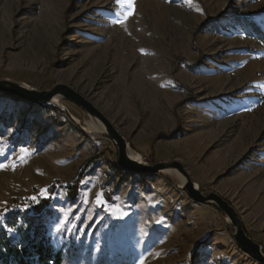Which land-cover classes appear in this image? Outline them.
Masks as SVG:
<instances>
[{
    "label": "rangeland",
    "instance_id": "374dc122",
    "mask_svg": "<svg viewBox=\"0 0 264 264\" xmlns=\"http://www.w3.org/2000/svg\"><path fill=\"white\" fill-rule=\"evenodd\" d=\"M263 31L264 0H0V79L80 92L143 162L178 161L228 200L264 252ZM60 98L0 92V226L52 189L64 264H264L179 170L123 168L87 130L101 122Z\"/></svg>",
    "mask_w": 264,
    "mask_h": 264
},
{
    "label": "water",
    "instance_id": "95a60500",
    "mask_svg": "<svg viewBox=\"0 0 264 264\" xmlns=\"http://www.w3.org/2000/svg\"><path fill=\"white\" fill-rule=\"evenodd\" d=\"M0 92L8 93L19 98H26L34 102L47 103L56 95L77 104L93 118L99 120L103 125L104 132L112 139L118 147V163L123 168L131 171L147 173H159L167 169H177L185 176L183 188L188 195L199 202H209L215 204L229 218L234 227V239L237 244L250 255L264 262L263 246L256 242L245 230L241 218L236 209L228 200L215 192L203 193L185 167L178 161L157 162L147 164L143 161L134 159L129 154L130 147L125 137L115 128V126L99 111L85 96L66 84H57L49 91H38L35 88L26 86L22 83L10 79H0Z\"/></svg>",
    "mask_w": 264,
    "mask_h": 264
},
{
    "label": "trees",
    "instance_id": "16d2710c",
    "mask_svg": "<svg viewBox=\"0 0 264 264\" xmlns=\"http://www.w3.org/2000/svg\"><path fill=\"white\" fill-rule=\"evenodd\" d=\"M248 24L254 34L261 36L258 23L251 20ZM82 177L80 175L70 187L71 194L76 192L74 189ZM52 192L50 189L49 196L21 201L7 216L0 226V264H64L66 255L53 244L49 232Z\"/></svg>",
    "mask_w": 264,
    "mask_h": 264
},
{
    "label": "bare ground",
    "instance_id": "6f19581e",
    "mask_svg": "<svg viewBox=\"0 0 264 264\" xmlns=\"http://www.w3.org/2000/svg\"><path fill=\"white\" fill-rule=\"evenodd\" d=\"M61 96H59V95H56L53 99H52V102L53 103H59L60 101H61V98H60ZM87 127V126H86ZM87 130H88V132H104V128H103V125L101 124V123H99V122H91V123H89V125H88V128H87ZM129 154L131 155V157L132 158H134V159H137V160H139V161H143V159L141 158V156H140V154L139 153H137L136 151H134V150H132V149H130V151H129ZM173 170L172 169H167V170H164L163 172L164 173H170V172H172ZM174 173V172H173ZM182 183V182H181ZM197 185V187H198V184H196Z\"/></svg>",
    "mask_w": 264,
    "mask_h": 264
},
{
    "label": "snow or ice",
    "instance_id": "6c2138e0",
    "mask_svg": "<svg viewBox=\"0 0 264 264\" xmlns=\"http://www.w3.org/2000/svg\"><path fill=\"white\" fill-rule=\"evenodd\" d=\"M2 167H4V165H0V168H2ZM33 199L35 200L36 198L34 197ZM97 203H98V204H102L103 201L98 197V198H97ZM141 264H143V260L141 261Z\"/></svg>",
    "mask_w": 264,
    "mask_h": 264
}]
</instances>
